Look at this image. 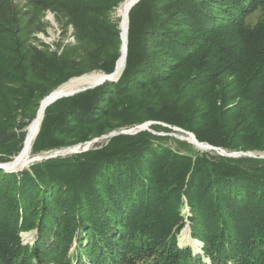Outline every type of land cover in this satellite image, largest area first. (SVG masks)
<instances>
[{
  "label": "trees",
  "instance_id": "16d2710c",
  "mask_svg": "<svg viewBox=\"0 0 264 264\" xmlns=\"http://www.w3.org/2000/svg\"><path fill=\"white\" fill-rule=\"evenodd\" d=\"M21 1L0 0V162L21 152L48 94L73 77L112 73L122 49L120 19L110 15L125 0H26L27 10ZM47 11L74 29L60 54L36 37ZM147 121L229 152L264 151V0H140L120 78L47 106L33 154ZM184 195L201 254L178 245ZM35 228L37 244L22 245L19 232ZM77 256L78 264H264V158L201 152L142 130L20 171L0 168V264Z\"/></svg>",
  "mask_w": 264,
  "mask_h": 264
},
{
  "label": "rangeland",
  "instance_id": "374dc122",
  "mask_svg": "<svg viewBox=\"0 0 264 264\" xmlns=\"http://www.w3.org/2000/svg\"><path fill=\"white\" fill-rule=\"evenodd\" d=\"M21 3L23 5V9L27 10L28 8H27L26 0L21 1ZM119 7L117 8V10L115 12H113L110 15L111 21H112V19L115 21V19H117V18H119L121 21L120 14L118 12ZM252 19H253V21H256L257 16H255ZM43 22H44V30L36 33V37L38 38V41L40 43H42V44L45 43V44L50 45L51 48L57 50V52L59 54L63 51L65 44L75 43V37L73 35V32H74L73 27L70 26L67 29L61 28L59 26L58 22L56 21L55 14L53 12L47 11L44 18H43ZM118 28H120V22L119 21H118ZM56 45H58V46H56ZM93 72H96V71H93ZM93 72H91V73H93ZM98 72H101V71H98ZM102 73H104V72H102ZM87 74H89V73H87ZM226 76H227V74H226ZM38 110H39V108H38ZM147 122H150V121H147ZM151 122H153V123H151L150 126L151 125L152 126L153 125H161V126L168 127L171 129V131H164V130L159 131V130H156L153 127L151 128L149 126V128H150L149 130L152 131L153 133H156V134L162 135V136L168 135V136L180 139V140H185L183 138L188 137V135L185 132L180 130V127L171 126L169 124H166L164 122H159V121H151ZM142 124H144V123H142ZM25 130H27V128ZM185 131H187V130H185ZM188 132H191V131H188ZM191 133H193V132H191ZM108 140H109V138L98 139L96 144L102 145V144L108 142ZM185 141H187V140H185ZM163 142L166 145H169L172 147H177L176 143L171 139L170 140H168V139L163 140ZM190 144H192V143H190ZM192 146H193L194 150H198L201 152H207V153H215L216 152L214 150H210V151L202 150L196 144L195 145L192 144ZM93 147H95V143L93 144V146L91 148H93ZM54 151L43 152L40 154L52 153ZM241 152H249V154H251V155H247V156L264 158V151H251V150H249V151H241ZM71 154H73V153H71ZM67 155H70V154H67ZM30 164H32V163H30ZM25 168H28V167H25ZM182 214L184 216V223L181 227V230L177 234L178 245L181 248H185V247L192 248L194 254L203 253L202 250H203V247L205 246V243H204V241H202L200 238L196 237L193 234V222L191 221V218L193 217V213H192L191 208L188 204V199H187L186 195L183 196ZM186 230H188L191 242L183 239V234ZM50 231L51 232L48 234L47 239L45 240L48 247L51 246V242L53 241V238L55 235L54 229H52ZM19 239H20V243L22 245L35 246L37 244V242L40 240L39 229L35 228V229H31L29 231L19 232ZM85 243H87V241ZM78 245H79V237H75L74 241L72 243V247L70 248V250H71L70 252L74 253L75 252L74 250L76 249V247H78ZM78 258H80V256L73 257V260H72L73 264H78V261H79ZM205 258H206V261L210 263V259L208 257H205ZM34 261L36 262V260H34ZM44 264H55V263L53 261H49V262H45ZM88 264H91V261H88Z\"/></svg>",
  "mask_w": 264,
  "mask_h": 264
},
{
  "label": "bare ground",
  "instance_id": "6f19581e",
  "mask_svg": "<svg viewBox=\"0 0 264 264\" xmlns=\"http://www.w3.org/2000/svg\"><path fill=\"white\" fill-rule=\"evenodd\" d=\"M135 1L136 0H125L120 5L118 10L121 18L120 30H121V39H122V49H121V56L119 57L116 65V75H115L116 77H119L125 68L126 57H127V45H128L129 11L131 10L132 5ZM103 78H104V73L98 71L89 74H84L83 76L73 77L67 82H65L64 85L61 86L59 89L58 88L55 89L56 90V91L54 90L55 92L52 91L53 93L51 92L50 97H54L62 93H71L84 86L94 85L100 82ZM47 99L44 98L40 103V107L36 117L27 127L23 148L21 152L15 157L13 162L7 165L8 168L20 169L29 166L30 163L35 161V159H33L35 156L33 154V145L40 131L41 124L45 115V110L47 108V102H46ZM138 126L133 128L134 129L135 128L137 129V127L149 128L150 125L144 123ZM188 139L189 140L191 139L190 141L194 142V144H196L202 150H207V151L214 150L207 143H200L199 141H196V139H194L192 135H189ZM183 239L191 242L188 230L184 232Z\"/></svg>",
  "mask_w": 264,
  "mask_h": 264
},
{
  "label": "water",
  "instance_id": "95a60500",
  "mask_svg": "<svg viewBox=\"0 0 264 264\" xmlns=\"http://www.w3.org/2000/svg\"><path fill=\"white\" fill-rule=\"evenodd\" d=\"M140 0H136L134 3H133V5H132V7L136 4V3H138ZM116 75V68H115V70L112 72V73H110V74H108V73H104V78L100 81V82H98V83H96V84H94V85H88V86H84V87H82V88H79L78 90H76V91H74V92H71V93H62V94H59V95H57V96H54V97H50L51 96V93L49 94V95H47V97H45L46 99H47V106H49V105H51L52 103H54L56 100H58V99H60V98H62V97H67V96H71V95H74V94H76V93H79V92H82V91H85V90H87V89H90V88H94V87H96V86H98V85H101V84H103L105 81H107V80H109V81H116V80H118L119 78H120V76L119 77H116L115 76ZM83 76V75H82ZM64 85V83L62 84V85H60L59 87H58V89L61 87V86H63ZM56 91V90H55ZM55 91H53V92H55ZM52 92V93H53ZM42 102V101H41ZM147 124H151V123H153V122H146ZM138 127H141V126H138ZM137 127V129L135 128H130V129H124V130H121V131H112V132H110V133H108V134H105V135H102L101 137H97V138H94V139H92V140H90V141H87L86 143H79V144H75V145H72V146H67V147H64V148H61V149H57V150H55L54 152H52V153H46V154H36L35 156H34V158L33 159H35V161L34 162H32V164L33 163H35L36 161H41V160H43V159H48V158H51V157H56V156H65V155H67V154H71V153H78V152H82V151H86V150H89V149H91V147L93 146V144L95 143L96 144V142H97V140L98 139H103V138H110V137H112V136H115V135H118V134H121V133H124V134H135V133H137V132H139V131H142V130H149L150 128H138ZM180 130L181 131H183V132H185L188 136L189 135H192L193 137H194V139H196V141H199L197 138H196V136L193 134V133H191V132H188V131H185V130H183V129H181L180 128ZM183 139H185V140H187L188 142H190V143H192V144H194V142H192V141H190L189 139H188V137H185V138H183ZM200 142V141H199ZM200 143H206V142H200ZM210 147H212L213 149H214V151H216L217 153H219V154H221V155H224V156H228V157H239V156H242V155H251V154H249V152H241V151H235V152H229V151H227V150H225V149H223V148H220V147H216V146H213V145H211V144H209V143H207ZM195 145V144H194ZM16 157V156H15ZM15 157H14V159H15ZM14 159H12L11 161H7V162H0V168L1 169H4L5 171H7V172H14V171H20V170H23L25 167H23V168H20V169H10V168H8L7 167V165H9V164H11L12 162H13V160ZM30 165L31 164H29V166H27V167H30Z\"/></svg>",
  "mask_w": 264,
  "mask_h": 264
}]
</instances>
